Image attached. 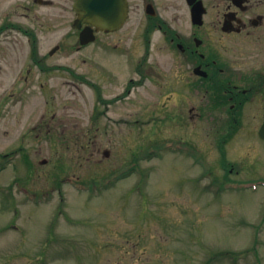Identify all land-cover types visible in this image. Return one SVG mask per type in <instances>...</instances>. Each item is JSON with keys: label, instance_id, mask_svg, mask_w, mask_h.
<instances>
[{"label": "rangeland", "instance_id": "374dc122", "mask_svg": "<svg viewBox=\"0 0 264 264\" xmlns=\"http://www.w3.org/2000/svg\"><path fill=\"white\" fill-rule=\"evenodd\" d=\"M34 12L44 69L22 68L24 34L0 35V264H264V141L247 134L263 119L244 118L216 146L211 121L183 117L161 101L155 71L140 73L139 40L79 47L70 9ZM131 79V97L115 102ZM179 138L200 160L167 146L145 154Z\"/></svg>", "mask_w": 264, "mask_h": 264}, {"label": "flooded vegetation", "instance_id": "af4514ba", "mask_svg": "<svg viewBox=\"0 0 264 264\" xmlns=\"http://www.w3.org/2000/svg\"><path fill=\"white\" fill-rule=\"evenodd\" d=\"M77 1L1 0L0 35L15 29L29 42L22 68L32 73L34 63L44 69L36 47L33 49L35 29L42 23L34 8H55L62 16L70 9L74 15L71 30L79 37L85 27H90L96 39L130 34L131 48L135 47L134 40H139L144 50L140 63L144 70L140 73L149 77L148 70L155 71L163 82L159 86L161 101L174 102L183 117L211 121L216 145L227 143L228 136L234 137L244 118L264 120V0H97L111 5L119 2L124 19L111 27L103 25L98 15L95 23L84 22L80 28ZM6 43L9 50L16 49L18 40L12 38ZM57 49L59 45L49 55ZM152 51L161 57L147 63ZM132 82L129 80L123 93L114 96L115 102L131 97ZM258 130L247 134L264 141Z\"/></svg>", "mask_w": 264, "mask_h": 264}, {"label": "water", "instance_id": "95a60500", "mask_svg": "<svg viewBox=\"0 0 264 264\" xmlns=\"http://www.w3.org/2000/svg\"><path fill=\"white\" fill-rule=\"evenodd\" d=\"M75 9L81 15L82 21H90L92 23L96 22V17L100 15L102 17L103 25H119L125 16L120 15L121 5L119 2L107 4L104 1L97 0H78L75 5ZM118 13L117 18L114 17L115 13ZM109 13V14H108ZM108 15L109 17H107ZM112 16V17H111ZM82 34L84 35L81 40L82 43H87L94 39V33L91 29L86 28ZM260 134L264 137V123L260 129Z\"/></svg>", "mask_w": 264, "mask_h": 264}]
</instances>
